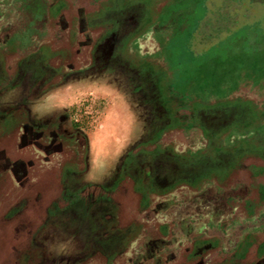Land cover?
<instances>
[{
	"label": "flooded vegetation",
	"instance_id": "af4514ba",
	"mask_svg": "<svg viewBox=\"0 0 264 264\" xmlns=\"http://www.w3.org/2000/svg\"><path fill=\"white\" fill-rule=\"evenodd\" d=\"M100 11L99 0H44L38 13L25 17L1 0L0 97L21 78V60L45 44L50 58L33 61L37 65L33 69L40 68L35 72L38 79L45 70L57 77L50 75L44 83L60 84L100 66L105 54H114L100 46L109 29L120 30V15L111 17V27L107 21H97ZM133 25L136 31V23ZM113 39L112 45L117 37ZM134 44L146 65L163 62L171 78L169 61L157 58L169 46L167 35L157 30L143 32ZM256 47L264 48V41H258ZM149 80L153 82L151 77ZM174 86L168 82V97L184 113L189 109L182 108L181 102L187 93L176 92ZM259 87L248 81L230 96L256 99L262 93ZM17 108L1 112L0 118L7 112L20 116ZM188 114L191 116H178L182 123L186 119L183 145L204 155L185 165V181L175 171L172 178L144 173L146 161L141 167L123 170V174L133 170L135 176H141L119 173L112 183L110 178L107 183L82 184L75 192L64 171L67 165L84 166L87 140L80 131L63 133L58 123L41 126L33 117L19 119L9 131L0 128V264H31L41 233L50 222L94 206L99 208L97 214L105 209L100 223L111 225L112 232L114 224L123 229L133 226L139 232L126 246H109L112 253L108 254L105 245L114 241L112 233L104 230L98 234L91 229L82 264H264V251L259 252V242H264V155L251 151L229 170L231 158L223 154L235 144L229 145V139L205 144L204 131L196 120L200 113L189 110ZM214 149L219 155H213ZM128 160V164L133 161ZM217 164L223 174L209 176ZM100 193L102 202L97 198Z\"/></svg>",
	"mask_w": 264,
	"mask_h": 264
},
{
	"label": "rangeland",
	"instance_id": "374dc122",
	"mask_svg": "<svg viewBox=\"0 0 264 264\" xmlns=\"http://www.w3.org/2000/svg\"><path fill=\"white\" fill-rule=\"evenodd\" d=\"M3 1L8 7L28 17L32 12L38 13L44 0ZM99 1L101 11L97 15L98 22L107 21L112 27L111 17L118 13L127 20H134L137 25L136 31L132 27L123 28L122 31L112 27L100 46V50L103 47L104 51L110 49L111 52L117 48L114 54H105L104 61H116L121 80L134 74L137 84H118L120 80L116 73L119 70L100 67L73 86L70 95H66L71 104L68 110L70 121L73 122L68 124L69 128L81 132L87 140V146L83 170L67 165L64 173L80 174L85 179L88 176L90 183L94 184V177L104 174L106 181L102 182L107 183L111 177L112 183L119 173L132 178L141 176L140 173L135 176L133 170L123 174V170L141 167L147 161L144 173H159L172 178L175 171L185 181L187 172L184 169H188L185 165L196 163L204 155L191 152L183 145V123L186 119L182 123L178 116H188L189 110L197 115L200 113L196 120L204 131L205 144L211 140L225 139H229V145L235 144L223 154L228 160L231 158L229 170L240 165L244 155L251 151L264 155V48L256 47L258 41H264V0ZM154 30L169 37V46L157 56L167 63L169 61L172 73L169 79L166 65L163 62L155 66L146 65L145 58L140 57L139 48L134 44L135 37ZM114 35L117 45H112L111 40L116 39ZM104 56L101 54V58ZM49 58L48 45L45 44L38 52L21 60V78L0 97V113L18 106L20 116L7 112L0 118L1 129L9 131L21 119L32 120V114L28 116V112L36 107L37 113L44 104L39 96L46 91V85L41 81L50 75L55 79L57 74L45 70L41 72L42 78L33 82L32 79L37 78L35 72L40 68L33 69L37 65L33 66L32 62ZM149 77L153 82L150 83ZM145 81L149 83L146 87L141 83ZM248 81L260 86L262 93L258 98L248 100L230 96L235 94L233 92L239 84ZM168 82L174 83L176 92L187 93L181 106L189 110L181 113L179 104L177 108L175 100L168 97ZM134 93L147 97V113L142 117L144 122L134 116L137 111V105L133 106L132 101ZM55 116L53 113L40 117L37 123L48 126L56 120ZM153 146L156 150H148ZM212 151L213 155H219L216 149ZM128 159L133 161L128 164ZM215 167L216 170L214 168L208 172L209 176L223 174L218 164ZM76 181L80 187L81 178L71 183L74 185ZM77 186L76 189L72 186L71 191H77ZM97 198L101 202L104 199L102 193ZM98 209L94 206L76 212L73 210L50 222V228H45L41 233L42 239L31 264H82L80 258L88 252L91 229L98 234L104 230L111 232L110 238L114 240L113 245L110 244L111 248L126 246L138 235L139 229L136 227L123 229L116 227V224L113 234L111 225L100 223L105 209H102L104 213L97 214ZM101 225L105 227L98 229ZM95 226L96 230H93ZM106 245V252L112 253ZM259 246V252L264 251L263 241L259 242Z\"/></svg>",
	"mask_w": 264,
	"mask_h": 264
},
{
	"label": "crops",
	"instance_id": "0c3cea01",
	"mask_svg": "<svg viewBox=\"0 0 264 264\" xmlns=\"http://www.w3.org/2000/svg\"><path fill=\"white\" fill-rule=\"evenodd\" d=\"M119 20H120V30L121 31L123 28L134 27V25H133V23H135L134 20H132V21L127 20V18L125 16H123V17L120 16ZM121 33H123V32H121ZM120 35H122V34H120ZM115 44L117 45V42H115L114 45ZM112 51L116 52L117 48H115ZM106 52H110V49H107ZM107 63H108V65H107ZM115 63H116V61L106 62V61L102 60L100 62V66L94 67L93 69H90L88 72H84L82 74L73 76L70 79H68V80H66L60 84L52 83L50 85L49 82L44 83L43 81H41V83H44L46 85V88H45L46 91L41 96H39V99L44 101V104L39 107V110L37 113H36V107L35 108L33 107V109L31 108L32 117L39 119L40 117L51 116L53 113H55L56 114V116H55L56 120L52 124L58 123V125L60 127V131L63 133H75L78 130L73 129V128L72 129L69 128L70 125L68 124V123H73V122L70 121L68 110L70 109L71 104L68 102V98L66 95H70V92H72L73 86L76 83L81 82L83 79L87 78L89 76V74L94 73V71L99 69L100 67L102 69L113 68V69L119 70V67L116 66ZM120 73H121L120 70H119V73H116L118 76V80H120V81H118L119 82L118 84H122V85H124V84L127 85L128 83H129V85H134V84L136 85L137 84V78H136V76H134V74L132 77H129V76L126 77L125 76L124 77L125 79L122 81L121 80L122 77H121ZM47 78H49V77H47ZM32 80H33V82H37L38 78L34 77ZM145 80H146V78H145ZM141 81H143V80L141 79ZM141 83L145 84V87L149 84V83H146V81H145V83H143V82H141ZM49 88H51L50 91H48ZM146 100H147V97H145V94H144V97H143V94H135V93L132 94L133 106L137 105L136 106L137 111L134 112V116L140 117V120L142 122H144V119L142 117H145L146 113H147V104H146L147 102H146ZM138 110H139V112H138ZM52 124H50V125H52ZM78 169H82V168H78ZM79 177L81 178L82 184H83V182H85L86 184H90L89 178H87L88 176H86V179H85V177L84 176L82 177V175L80 176V174H75V175L68 174V179L71 181L77 180ZM94 178L96 179V183H101L102 181H106L104 174L97 176V177H94ZM110 178H108V180ZM76 183H78V182L76 181ZM102 183H105V182H102ZM82 184L80 183V185H82ZM76 186H77L76 184L73 185V187H75V188H76ZM54 228H56V227H54ZM88 244H89V241H88ZM110 244L113 245V241L107 243L108 246H110Z\"/></svg>",
	"mask_w": 264,
	"mask_h": 264
}]
</instances>
